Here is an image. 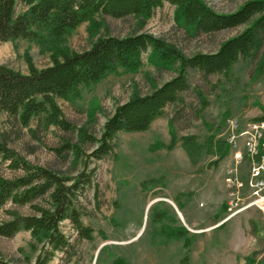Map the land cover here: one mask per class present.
Returning a JSON list of instances; mask_svg holds the SVG:
<instances>
[{"label": "rangeland", "instance_id": "rangeland-1", "mask_svg": "<svg viewBox=\"0 0 264 264\" xmlns=\"http://www.w3.org/2000/svg\"><path fill=\"white\" fill-rule=\"evenodd\" d=\"M202 1L217 13H231L247 0ZM22 11L18 6L16 12ZM246 26L195 35L176 20L175 8L165 2L145 20L104 18L99 36L147 33L190 56L216 52ZM97 37L91 38L87 24H81L60 40L44 32L40 43L0 42V67L27 75L30 64L37 70L51 66L54 49L83 52ZM141 62L135 72L119 68L80 88L73 98L56 99L68 131L46 125L43 116L23 126L18 116L0 112V147L8 151L0 155V177L23 176V170L15 169L19 161L72 179L67 185L81 175L89 179L76 193L74 205L82 224L93 230L92 239L79 238L68 220L61 222L70 246L56 252L48 264H112L116 259L126 264H179L186 252L189 264H264V203L226 221L224 184L225 170L232 164V150L225 141L227 121L237 119L244 127L264 116V47L241 58L227 74L193 73L181 101L167 105L147 131L118 133L109 155L89 157L96 145L81 141L80 131L98 139L118 105L150 94L175 76L173 67L153 63L149 50ZM186 139L194 147L191 152L185 148ZM239 143L242 150V140ZM245 158L238 172L247 195L250 166ZM36 203L46 205L44 199ZM5 209L33 215L28 206ZM2 219L6 216L0 212ZM181 230L187 248L184 239L175 236ZM32 242L26 231L0 237V258L33 264L38 251L31 250Z\"/></svg>", "mask_w": 264, "mask_h": 264}, {"label": "trees", "instance_id": "trees-1", "mask_svg": "<svg viewBox=\"0 0 264 264\" xmlns=\"http://www.w3.org/2000/svg\"><path fill=\"white\" fill-rule=\"evenodd\" d=\"M175 8V18L193 34H212L241 26L238 35L225 40L216 52L184 55L174 46L147 33L116 37L99 36L103 19H123L129 16L149 18L164 3ZM23 11L17 13V7ZM87 24V33L95 41L83 52H67L59 48L51 55L52 65L41 70L29 65L27 75L0 67V112L18 116L27 126L36 117L43 116L46 125L68 131L56 99L68 100L78 95L80 88L100 82L119 68L137 71L142 54L150 51V60L160 67H173L175 76L145 96H134L118 105L105 121L98 139H91L80 131V139L96 146L89 157L101 159L113 151L118 133L147 131L163 115L167 105L181 101L182 93L190 88L193 73L203 76L227 74L241 58L252 57L264 47V0H247L231 13H217L202 0H0V42L16 39L40 43L41 34L48 32L60 40L67 32ZM263 117L254 119L262 120ZM185 140L187 152L193 145ZM0 147V155L7 153ZM5 159L8 157L5 156ZM15 169L25 174L13 179L0 177V237L12 238L21 231L29 232L32 251L38 254L33 264H48L56 252H65L68 238L61 232L60 223L68 220L81 239L91 240L93 230L84 226L74 205L76 193L89 182L79 176L75 182L52 172L15 162ZM44 199L46 205H39ZM28 206L33 215H22L15 209ZM188 239L184 230L175 233ZM0 264H14L0 258ZM112 264H126L116 259ZM179 264H189L188 252Z\"/></svg>", "mask_w": 264, "mask_h": 264}, {"label": "built area", "instance_id": "built-area-1", "mask_svg": "<svg viewBox=\"0 0 264 264\" xmlns=\"http://www.w3.org/2000/svg\"><path fill=\"white\" fill-rule=\"evenodd\" d=\"M226 132L225 141L232 150V164L225 170L224 177L228 198L227 221L257 203H264V119L247 122L244 127L237 119H229ZM244 156L250 166L247 195L238 172ZM250 198H253L252 201L247 202Z\"/></svg>", "mask_w": 264, "mask_h": 264}]
</instances>
